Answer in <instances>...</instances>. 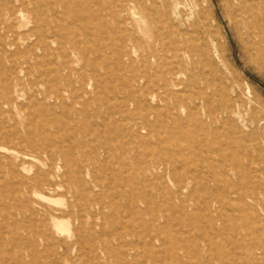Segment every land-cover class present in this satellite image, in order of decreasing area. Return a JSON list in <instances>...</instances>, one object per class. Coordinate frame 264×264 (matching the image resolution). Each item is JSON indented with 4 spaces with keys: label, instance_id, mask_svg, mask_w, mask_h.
Masks as SVG:
<instances>
[{
    "label": "rangeland",
    "instance_id": "1",
    "mask_svg": "<svg viewBox=\"0 0 264 264\" xmlns=\"http://www.w3.org/2000/svg\"><path fill=\"white\" fill-rule=\"evenodd\" d=\"M263 216L264 0H0V264H264Z\"/></svg>",
    "mask_w": 264,
    "mask_h": 264
},
{
    "label": "bare ground",
    "instance_id": "2",
    "mask_svg": "<svg viewBox=\"0 0 264 264\" xmlns=\"http://www.w3.org/2000/svg\"><path fill=\"white\" fill-rule=\"evenodd\" d=\"M68 1V0H67ZM51 6V5H50ZM62 6V5H61ZM63 7V6H62ZM91 7V6H90ZM64 8V7H63ZM80 8V7H79ZM78 8V9H79ZM6 10H7V8H6ZM7 11H9V10H7ZM14 12V11H13ZM76 12V11H75ZM38 14V13H37ZM62 14V13H61ZM11 15V14H10ZM52 15V14H51ZM63 18V17H62ZM62 18H60L61 20H62ZM63 21V20H62ZM2 22V21H1ZM12 38H14V37H12ZM14 40V39H13ZM12 62V61H11ZM34 120V119H33ZM43 122V121H42ZM2 123V122H1ZM54 131V130H53ZM14 135V134H13ZM200 138V137H199ZM140 143H142V141L140 142ZM156 150V149H155ZM144 151H145V149H144ZM3 155V154H2ZM126 159V158H125ZM161 166H163V165H157V162L156 163H151V164H149V165H147L144 169H143V171H142V175H143V178L145 179V176H144V174L145 175H147V176H158L157 174H155V175H153V173H154V171H156V172H160L161 171V173H164L165 171H166V167H161ZM11 168V167H10ZM81 171H83V169L81 170ZM12 180V179H11ZM25 180V179H24ZM13 182V181H12ZM14 182H16V181H14ZM13 182V183H14ZM185 189V188H184ZM48 190L49 191H52L53 190V188L52 187H48ZM178 194V193H177ZM248 200H249V198H248ZM176 201V200H175ZM236 201H238V202H246V201H244V199L243 198H237L236 199ZM218 206V202H210V204H209V206L207 207V212H208V217L206 216V222L210 225V222H211V219H212V217L210 216V214L211 213H213V211H215V212H217V207ZM188 209H189V207L187 206V205H185V204H183L180 208H179V210H180V215H183V217H185V219L186 220H188L189 222V225H190V223L192 222L193 223V220L191 219V217H190V215L188 214ZM58 217L59 218H64V217H66V218H68V219H74L75 217L73 216V214H72V211L71 210H68V211H66V212H59V214H58ZM3 218V217H2ZM261 219V221L260 222H263L264 221V216L262 217V218H260ZM77 222H78V224H79V226L77 227V229L75 230V232H74V236H75V240H74V242H73V240L70 242V243H67V245H66V247H67V249H70L71 247H73V246H81L82 244H83V241H85V238H83V237H85V236H83L82 234H83V231H81V226L83 225V218L81 217V216H79L77 219ZM235 221V220H234ZM1 224V223H0ZM2 226V225H1ZM94 226V225H93ZM103 223H101V225H95L94 227H90L89 228V231L87 232L88 233V235L89 236H91L92 238H94L95 237V234H96V232H95V230H96V228L98 227V230H99V232L100 233H102L103 232ZM249 226V225H248ZM184 227V226H183ZM205 227V226H204ZM244 227V226H243ZM245 227H247V226H245ZM234 228H235V233H236V230L238 229L236 226H234ZM257 228V227H256ZM248 229V228H247ZM53 230H54V232H55V234H58V235H60V234H62V233H69V230H68V224H65V223H63V222H61V221H54L53 222ZM202 230H203V228H202ZM234 232V231H233ZM251 232H252V230H251ZM257 232H259V234L261 235V237H257V238H253V240H251L252 242H250L249 243V245H250V247H252V249H253V252L252 253H250V254H252L251 255V257H252V259H254V260H261L263 263H264V237H263V233H264V227H263V229H258L257 230ZM3 233H1L0 234V236L2 235ZM220 235L223 237V233H222V231L220 232ZM221 237V238H222ZM87 239V238H86ZM90 241H92V240H90ZM205 241V238L204 237H202V242H204ZM232 241L233 242H235V243H239V242H241L242 241V239L240 238V236H237V238L235 239V237H234V239H232ZM3 242V241H2ZM58 245V247H60L61 246V244H60V242L57 244ZM221 247H223L224 248V245L223 246H221ZM223 248H222V250L221 249H219V250H217V254H210V255H206V256H204V255H202V260L204 261V263H210V262H212L213 260L214 261H217V260H220V259H222V258H224L225 256H226V254L227 253H225L224 251H223ZM225 250V249H224ZM213 251V250H212ZM218 262H220V261H218Z\"/></svg>",
    "mask_w": 264,
    "mask_h": 264
}]
</instances>
